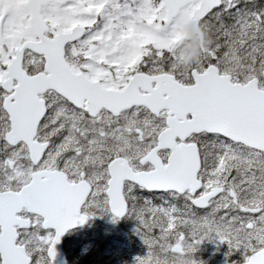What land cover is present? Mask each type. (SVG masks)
Segmentation results:
<instances>
[{
	"label": "snow or ice",
	"instance_id": "6c2138e0",
	"mask_svg": "<svg viewBox=\"0 0 264 264\" xmlns=\"http://www.w3.org/2000/svg\"><path fill=\"white\" fill-rule=\"evenodd\" d=\"M97 210L139 222L136 264H264V0H0V264Z\"/></svg>",
	"mask_w": 264,
	"mask_h": 264
},
{
	"label": "rangeland",
	"instance_id": "374dc122",
	"mask_svg": "<svg viewBox=\"0 0 264 264\" xmlns=\"http://www.w3.org/2000/svg\"><path fill=\"white\" fill-rule=\"evenodd\" d=\"M104 219L103 215H102V220ZM130 219L131 222H129V226L133 228V230L135 231V234H137L136 229L139 225V222L135 219V218H128ZM105 229V232L107 233L108 231L111 234V236H113V232L107 227V225L105 224V228L103 226L102 230ZM116 233V232H114ZM140 236V235H139ZM141 237V236H140ZM142 239V238H141ZM125 241H119V240H115V239H111V237H107L106 238V242L110 243L112 242V244L109 246L105 251H103L102 253H100L99 255L96 256L97 258V263L95 264H136V257L138 256H143L147 253V248L143 243L142 240V245H138L136 244V237H134V239H130L128 241V245H126L127 239H124ZM140 243V242H139ZM100 244V243H99ZM78 245V241H76L75 239L70 240L68 243V247L73 251H76ZM101 246V244H100ZM128 247H130L129 249H127ZM221 251V252H220ZM230 249L227 243H217L215 241L213 242H205L203 243L200 247L199 250L197 251L198 253H200L201 255L198 257H195V259L197 260H202L205 262V264H227L226 261V257L228 258H233L228 256ZM221 253L223 254V256H225V258H219L216 259L214 258V256L217 253ZM124 253H128L129 257H127L126 255H124ZM217 254V255H220ZM108 255V256H107ZM73 256H76L75 254H73ZM103 259H101V258Z\"/></svg>",
	"mask_w": 264,
	"mask_h": 264
},
{
	"label": "clouds",
	"instance_id": "9594fccd",
	"mask_svg": "<svg viewBox=\"0 0 264 264\" xmlns=\"http://www.w3.org/2000/svg\"><path fill=\"white\" fill-rule=\"evenodd\" d=\"M178 31L180 33L178 50L186 61L198 62L201 58L202 48L211 40L208 30L200 21L189 17L180 24Z\"/></svg>",
	"mask_w": 264,
	"mask_h": 264
},
{
	"label": "flooded vegetation",
	"instance_id": "af4514ba",
	"mask_svg": "<svg viewBox=\"0 0 264 264\" xmlns=\"http://www.w3.org/2000/svg\"><path fill=\"white\" fill-rule=\"evenodd\" d=\"M84 245V244H83ZM96 252L95 250L93 249L92 251H90L89 253H86L85 251H81L77 260H74V259H71L69 258V260L71 262H73V264H88L87 263V260L90 258V259H93L94 256H95Z\"/></svg>",
	"mask_w": 264,
	"mask_h": 264
},
{
	"label": "water",
	"instance_id": "95a60500",
	"mask_svg": "<svg viewBox=\"0 0 264 264\" xmlns=\"http://www.w3.org/2000/svg\"><path fill=\"white\" fill-rule=\"evenodd\" d=\"M80 226H82V225H78L75 228H78ZM70 230H72V229H70ZM65 235H66V233L64 234V236ZM63 237L61 238V242L56 245V248H57V251H58V256L56 258L55 264H68V262L66 260V257H65V254H64V250H63Z\"/></svg>",
	"mask_w": 264,
	"mask_h": 264
}]
</instances>
